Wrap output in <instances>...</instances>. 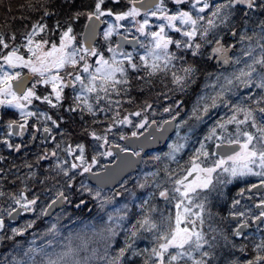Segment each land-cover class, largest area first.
<instances>
[{"label": "snow or ice", "instance_id": "snow-or-ice-1", "mask_svg": "<svg viewBox=\"0 0 264 264\" xmlns=\"http://www.w3.org/2000/svg\"><path fill=\"white\" fill-rule=\"evenodd\" d=\"M0 146V264H264V0H0Z\"/></svg>", "mask_w": 264, "mask_h": 264}, {"label": "trees", "instance_id": "trees-1", "mask_svg": "<svg viewBox=\"0 0 264 264\" xmlns=\"http://www.w3.org/2000/svg\"><path fill=\"white\" fill-rule=\"evenodd\" d=\"M86 2H87V0H86ZM79 24H80V28H79V30L82 31V30H83V29H82L83 20H81V21L79 22ZM32 151H35V149L33 148ZM0 155H5V156H8V155H9L8 152H7V150L4 149L3 146H0ZM13 159H14V156H10V157H9V160H10V161H12ZM15 162H16L17 164H19L21 161H20L19 159H15ZM2 166H3V167H7L8 165L5 164V165H2ZM145 243H146V242H145ZM141 246H143V244H142Z\"/></svg>", "mask_w": 264, "mask_h": 264}, {"label": "water", "instance_id": "water-1", "mask_svg": "<svg viewBox=\"0 0 264 264\" xmlns=\"http://www.w3.org/2000/svg\"><path fill=\"white\" fill-rule=\"evenodd\" d=\"M100 28H101V26H100ZM127 47H130V46H127ZM163 145L164 144H155L152 146V150L157 149V148H159V146H163Z\"/></svg>", "mask_w": 264, "mask_h": 264}, {"label": "rangeland", "instance_id": "rangeland-1", "mask_svg": "<svg viewBox=\"0 0 264 264\" xmlns=\"http://www.w3.org/2000/svg\"><path fill=\"white\" fill-rule=\"evenodd\" d=\"M104 27H105V25H102V28H101V30H100L101 32L103 31V28H104ZM126 50H131V48H130V49H127V48H126ZM163 150H167V149H166V145H165V147L163 148Z\"/></svg>", "mask_w": 264, "mask_h": 264}, {"label": "flooded vegetation", "instance_id": "flooded-vegetation-1", "mask_svg": "<svg viewBox=\"0 0 264 264\" xmlns=\"http://www.w3.org/2000/svg\"><path fill=\"white\" fill-rule=\"evenodd\" d=\"M226 214V213H225Z\"/></svg>", "mask_w": 264, "mask_h": 264}]
</instances>
